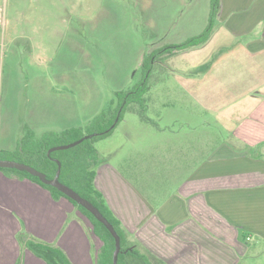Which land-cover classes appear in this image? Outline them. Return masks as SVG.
<instances>
[{"label": "crops", "instance_id": "0c3cea01", "mask_svg": "<svg viewBox=\"0 0 264 264\" xmlns=\"http://www.w3.org/2000/svg\"><path fill=\"white\" fill-rule=\"evenodd\" d=\"M160 65L171 74L154 78L148 95L150 85L152 116L137 124L125 115L119 149L96 143L95 188L157 264H239L264 243V0H221L210 39ZM51 100L26 111L22 137L5 128L1 151L28 131L40 139L80 125L73 97ZM89 105L93 115L104 106ZM40 245L97 264L103 243L69 200L0 170V264H48Z\"/></svg>", "mask_w": 264, "mask_h": 264}, {"label": "rangeland", "instance_id": "374dc122", "mask_svg": "<svg viewBox=\"0 0 264 264\" xmlns=\"http://www.w3.org/2000/svg\"><path fill=\"white\" fill-rule=\"evenodd\" d=\"M210 4L211 0H0V148L5 128L13 137L15 131L22 137L26 111L39 105L49 109L55 95L64 101L73 97L79 104L80 126L88 125L99 114H91L86 103L91 108L103 103L98 113L108 109L116 91L141 81L143 60L150 52L204 30ZM153 71L148 95L156 90L154 78L171 74L161 65ZM125 115L141 124L138 114ZM166 117L158 124L164 125ZM99 144L101 149H119L122 122ZM128 242L135 244L129 236ZM239 264H264V243Z\"/></svg>", "mask_w": 264, "mask_h": 264}, {"label": "trees", "instance_id": "16d2710c", "mask_svg": "<svg viewBox=\"0 0 264 264\" xmlns=\"http://www.w3.org/2000/svg\"><path fill=\"white\" fill-rule=\"evenodd\" d=\"M210 6L208 24L200 34L191 36L180 43L165 44L161 48L150 52L143 60V77L141 81L128 90L116 91L108 109L103 110L98 116L94 117L88 125L69 127L60 134L43 136L40 139H36L34 133L28 131L26 136L19 142L15 151H1L0 153V159L2 160L28 162L27 164L44 173L48 179H53L56 176L59 170L58 162H60L62 168L59 180L97 207L120 236L122 248L118 264L157 263L149 251L141 252L128 242L127 231L107 207L101 193L96 190L94 182L96 168L100 160L96 143L110 137L128 111L138 114L142 121L147 122V94L150 90L154 63L165 55L201 46L210 39L220 12L221 0H211ZM71 144L75 145L70 146ZM62 146L70 147L67 149H56ZM54 148L56 150L51 151ZM28 150L31 151V156H28ZM22 157H26L27 160H23ZM0 170L21 173L47 188L55 198H66L78 207L79 211L92 224L95 235L103 243L97 264H113L115 238L106 226L89 210L72 200L62 191L44 184L38 177L25 171L14 168H0ZM37 250L48 264H72L66 254L58 248L40 245Z\"/></svg>", "mask_w": 264, "mask_h": 264}, {"label": "water", "instance_id": "95a60500", "mask_svg": "<svg viewBox=\"0 0 264 264\" xmlns=\"http://www.w3.org/2000/svg\"><path fill=\"white\" fill-rule=\"evenodd\" d=\"M75 144H71L70 146H73ZM70 146H62L56 149H67ZM55 148L52 149L56 150ZM50 151V152H51ZM49 152V153H50ZM59 165V170L56 174V176L53 179H48L44 173L39 171L38 169L29 166L24 163H20L17 161H12V160H2L0 159V168H14L20 171H25L33 176L38 177L44 184L53 186L57 188L58 190L62 191L65 193L68 197H70L72 200L77 202L78 204L82 205L85 207L87 210H89L102 224L106 226V228L110 231L112 236L115 238V251L113 254V264H118V258L119 254L121 252V238L116 232L114 226L104 217V215L99 211L97 207H95L90 201L87 199L83 198L79 193H77L75 190L72 188L68 187L67 185L63 184L60 180V174H61V168L62 165L60 162H58Z\"/></svg>", "mask_w": 264, "mask_h": 264}, {"label": "built area", "instance_id": "2783aa9c", "mask_svg": "<svg viewBox=\"0 0 264 264\" xmlns=\"http://www.w3.org/2000/svg\"><path fill=\"white\" fill-rule=\"evenodd\" d=\"M248 240H250V238H248Z\"/></svg>", "mask_w": 264, "mask_h": 264}]
</instances>
